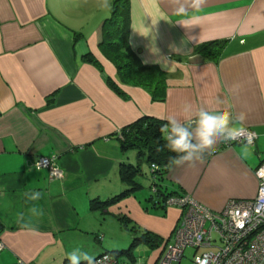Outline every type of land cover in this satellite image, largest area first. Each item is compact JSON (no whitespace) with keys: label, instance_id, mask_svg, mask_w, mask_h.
<instances>
[{"label":"crops","instance_id":"1","mask_svg":"<svg viewBox=\"0 0 264 264\" xmlns=\"http://www.w3.org/2000/svg\"><path fill=\"white\" fill-rule=\"evenodd\" d=\"M128 3L130 49L165 75L160 102L142 88L121 84L98 48L110 10L103 0H0V264H68L66 254L76 247L94 257L107 253L97 239L103 214L128 202L143 212L147 202L142 207L133 191L103 205L127 186L121 165L135 163L137 174L145 173L135 151L121 149L119 130L143 116L166 123L180 118L185 103L243 113L236 127L253 131L256 139L252 145L218 143L192 166L169 167L163 188L210 212L256 195L254 170L264 157V0ZM215 40L225 41L215 62L193 54ZM86 54L100 69L84 60ZM40 158H52L61 177L49 179L46 170L35 168ZM34 190L44 193L38 221L29 219L31 202L24 195ZM162 213L161 231L150 223L145 229L166 243L182 209L166 206Z\"/></svg>","mask_w":264,"mask_h":264},{"label":"trees","instance_id":"2","mask_svg":"<svg viewBox=\"0 0 264 264\" xmlns=\"http://www.w3.org/2000/svg\"><path fill=\"white\" fill-rule=\"evenodd\" d=\"M110 5L109 15L102 23V39L98 44V48L105 54L106 59L112 63L116 78L121 84L142 88L149 94L152 101H162L166 90L165 75L154 65H143L128 45V0H112ZM77 36L75 35L73 38ZM224 43L225 41L216 40L204 42L193 49V54L206 61L215 62L224 48ZM84 60L100 69L98 62L91 55L86 54ZM106 84L113 92L120 94L117 84L112 79L106 77ZM163 124H166L163 120L143 116L123 127L117 134L122 150H134L138 160L143 158L148 166L153 163L158 166L157 170L151 171L149 177L150 195L146 200L151 209L158 208L162 210L166 208V200L175 195L174 193L173 195L168 193L163 188L162 181L170 167V159L177 155L163 147L164 141L161 139L160 133V127ZM119 172L121 180L129 188L125 187V190L121 193L108 199L103 203L105 206L118 202L136 190L137 186L133 178L138 173L137 167L121 165ZM177 195L176 197L181 196ZM134 240L143 241L149 246H154V243H157L156 238L147 234L136 237ZM122 253L124 252L115 253L116 255L107 254L115 257L118 264H134L122 261L120 258ZM159 258L160 255L155 264Z\"/></svg>","mask_w":264,"mask_h":264},{"label":"built area","instance_id":"3","mask_svg":"<svg viewBox=\"0 0 264 264\" xmlns=\"http://www.w3.org/2000/svg\"><path fill=\"white\" fill-rule=\"evenodd\" d=\"M235 135L240 138L223 144L252 145L256 139L249 129L238 130ZM33 165L46 170L49 179L61 177L52 158L37 159ZM254 176L258 182L255 197L231 200L220 212H210L185 195L169 197L166 206L181 208L182 215L156 264L180 261L185 249L192 250L191 264H261L264 259V157L254 170ZM95 264L118 262L104 253L95 257Z\"/></svg>","mask_w":264,"mask_h":264},{"label":"clouds","instance_id":"4","mask_svg":"<svg viewBox=\"0 0 264 264\" xmlns=\"http://www.w3.org/2000/svg\"><path fill=\"white\" fill-rule=\"evenodd\" d=\"M102 6L110 8L109 0H103ZM179 11L183 12L184 9L181 8ZM233 87L239 90L240 86L237 84ZM244 119L243 113L236 117L229 111L207 110L185 103L182 106L180 118L169 117L168 122L160 127L161 139L164 141L163 147L177 154L170 159L169 166L180 167L186 164L192 166L197 161H202L206 152L215 150L218 143L227 144L239 139L240 137L235 135L238 131L236 125ZM157 169L158 166L155 163L144 166V171L148 175ZM24 195L26 201L31 202V206L27 209L29 219L38 221L44 215V209L39 205L44 193L34 190ZM24 218L25 213H20L19 220L24 221ZM21 227L36 231L34 224L22 223ZM66 259L68 264H95V257L80 247L68 252Z\"/></svg>","mask_w":264,"mask_h":264},{"label":"rangeland","instance_id":"5","mask_svg":"<svg viewBox=\"0 0 264 264\" xmlns=\"http://www.w3.org/2000/svg\"><path fill=\"white\" fill-rule=\"evenodd\" d=\"M139 161L143 163L144 166L147 165L143 158ZM132 166H136V164L134 163ZM143 180L145 181V184L146 182L148 183V176L143 172L137 174L133 179L135 184H141L140 189L135 190L133 196L142 201V207L143 202H145L144 199L148 198L150 195L149 188L145 189L142 185ZM126 188H129V186L127 185ZM137 199L135 201H137ZM120 201H122V199ZM145 204L147 206L144 205V216L142 210L137 211L129 202L126 205L123 203L118 206L116 205V207L119 208L109 212L110 214H103L101 230L97 239L100 240L101 246L106 248L107 253L116 255L115 253L122 251L124 253L120 255V258L124 262L134 264H155V259L158 256L159 251L163 248L165 242L162 237L159 238L155 236L153 231L145 229L147 228L145 226L147 225L146 223H150L161 231V216L163 213L162 209L149 208L150 205L148 201ZM122 211L127 212L126 215H123ZM113 212L115 213L113 214ZM116 213H118V215ZM163 230H165V228ZM145 234L156 238L157 243H154V246H149V244L143 241L134 240V238L144 236ZM168 243H170V241ZM199 252H201V250H198V253ZM191 253V249H185L183 258L180 261L171 264H191Z\"/></svg>","mask_w":264,"mask_h":264}]
</instances>
